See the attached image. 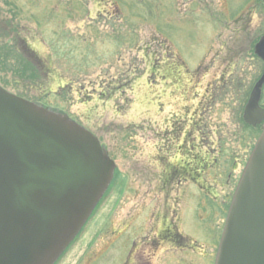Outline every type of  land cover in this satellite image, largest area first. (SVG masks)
I'll return each instance as SVG.
<instances>
[{
  "label": "rangeland",
  "instance_id": "374dc122",
  "mask_svg": "<svg viewBox=\"0 0 264 264\" xmlns=\"http://www.w3.org/2000/svg\"><path fill=\"white\" fill-rule=\"evenodd\" d=\"M261 3L0 0V40L7 21L9 43L27 45L30 55L19 53L39 70L33 81L0 63V85L69 116L115 162L112 188L56 264H138L142 248L145 264H212L222 214L215 219L205 195L222 203L232 189L231 159L236 180L248 155L243 132L226 128L242 87L212 98L208 84L252 67L247 34L259 29ZM175 169L197 171L196 185L187 176L164 187ZM172 212L183 243L199 248L171 250Z\"/></svg>",
  "mask_w": 264,
  "mask_h": 264
},
{
  "label": "water",
  "instance_id": "95a60500",
  "mask_svg": "<svg viewBox=\"0 0 264 264\" xmlns=\"http://www.w3.org/2000/svg\"><path fill=\"white\" fill-rule=\"evenodd\" d=\"M255 52L264 58V35ZM263 83L264 72L245 118L259 109ZM114 170L89 130L0 86V264H55L109 188ZM214 264H264V128L233 193Z\"/></svg>",
  "mask_w": 264,
  "mask_h": 264
},
{
  "label": "flooded vegetation",
  "instance_id": "af4514ba",
  "mask_svg": "<svg viewBox=\"0 0 264 264\" xmlns=\"http://www.w3.org/2000/svg\"><path fill=\"white\" fill-rule=\"evenodd\" d=\"M262 4V13H263V18L261 19L260 22V26L258 27L259 29H257V32L253 33V36L250 35L251 33L247 34L248 35V43H247V50L246 53L250 54V57L247 59L248 64L251 65L252 67L246 68L243 70V74H230V72H228L227 74H224L223 76H221L216 82L215 80L209 82V87L211 88V93H212V98L215 95L216 92L222 90V88H224L225 92H231V91H235L236 89V85H234V83H238L239 86L242 87V89H240V91L238 93L235 94V96L232 97H236L235 100L236 101L233 104V108L230 112V122L228 124V126L226 127L228 130H235V131H242L243 135L242 138H240V142L241 145L245 148L244 151L247 152V155L249 154L250 151V140L252 138H249L248 132H254L256 134V132H261V130L264 128V83L261 85V90H260V95L259 98L257 100V106H258V110L253 113L252 115L248 116L247 118L244 117V112H245V108L249 102L250 99V95H251V91L253 86L255 85V83L258 81V79L261 77L263 71H264V58H262L261 56H259L258 54L255 53V45L256 43L261 39V37L264 35V5L263 2ZM250 36V37H249ZM246 38V37H245ZM230 64V63H227ZM155 67V66H154ZM252 68L255 70V75L253 77V79L251 80L252 76H250L251 73H253ZM251 83V84H250ZM207 85V86H208ZM253 133V138L255 136V134ZM257 134V135H258ZM248 135V136H247ZM234 159H231L230 162V167L232 169V171L230 173H228L226 176L228 179H230V184H231V192H229L228 195L225 196L224 200L222 201V203L217 202L216 198L212 197V196H207L205 195V197L208 199L207 201V206L210 210V212L215 216V219L217 220V216L218 213L222 214V221L225 218V214L230 202V199L232 197L233 191L235 189L237 180H234V178H232V172L234 171L236 164L233 161ZM246 160V159H245ZM244 160V162H245ZM227 163V161H226ZM228 165V163H227ZM186 174V176H185ZM197 171H191V174H187L184 173L183 176L181 175L180 171L178 170H173L169 175H167L165 177V183H163V186L165 187L167 182H169L170 180L175 181L176 184H179V182L177 181V178L182 179V178H187L190 177L189 180L192 179V182H195V185L197 183V179L195 180V178H197ZM239 178V177H238ZM194 180V181H193ZM180 181V180H179ZM227 186H229V182H227ZM233 186V187H232ZM167 188V186H166ZM169 189V188H168ZM173 199H177L179 200L178 194H173ZM197 210V203H196V208ZM176 214L178 217H176ZM176 214H174L172 212V216L173 218L170 220L168 227L167 228V232L171 234V236L174 238L173 239V243L175 246H173L171 248V250H176V251H180L183 252L184 248H194V245H188V244H184L183 240L186 238L185 235H183L181 233V231L179 230V221H180V217H179V212ZM222 223V222H221ZM216 229V226L215 228ZM215 231V230H214ZM217 232V231H216ZM217 236V233H216ZM215 236V237H216ZM149 244H152L153 246H155V243L149 242ZM138 248V244L136 242L132 243V247L131 250L128 254L127 257V262H130V259L132 261V256L134 254V252L137 250ZM144 248H142L141 250L138 251V259H137V263L138 264H145V254H144ZM131 257V258H130ZM127 264V263H126Z\"/></svg>",
  "mask_w": 264,
  "mask_h": 264
},
{
  "label": "trees",
  "instance_id": "16d2710c",
  "mask_svg": "<svg viewBox=\"0 0 264 264\" xmlns=\"http://www.w3.org/2000/svg\"><path fill=\"white\" fill-rule=\"evenodd\" d=\"M4 33L8 36L5 37V40H0V63H2L4 66L6 65V68H10L12 71L15 70V72H20L21 75H27L31 79H34L38 77V67L33 64V61H30L28 59H25L23 56H21V52H23V55L25 53V56L29 54L30 48L25 45L20 51V49L17 47L20 43V40L17 42V38H15V43H9L10 40V31L13 28L10 23H7V21L4 22ZM8 28V29H7ZM7 29V30H6ZM13 41V40H12ZM20 52V53H19ZM30 55V54H29ZM9 63V65H7ZM15 67V68H13ZM38 71V72H37ZM254 132H248L249 138H253ZM255 134V133H254ZM247 135V136H248Z\"/></svg>",
  "mask_w": 264,
  "mask_h": 264
},
{
  "label": "bare ground",
  "instance_id": "6f19581e",
  "mask_svg": "<svg viewBox=\"0 0 264 264\" xmlns=\"http://www.w3.org/2000/svg\"><path fill=\"white\" fill-rule=\"evenodd\" d=\"M109 194H110V193H109ZM109 194H108V195H109ZM107 198H108V196H107Z\"/></svg>",
  "mask_w": 264,
  "mask_h": 264
}]
</instances>
